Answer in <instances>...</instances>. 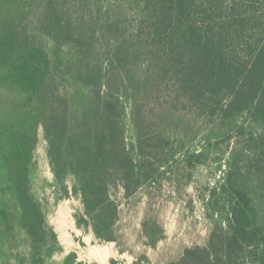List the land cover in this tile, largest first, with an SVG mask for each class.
Listing matches in <instances>:
<instances>
[{
	"label": "trees",
	"instance_id": "trees-1",
	"mask_svg": "<svg viewBox=\"0 0 264 264\" xmlns=\"http://www.w3.org/2000/svg\"><path fill=\"white\" fill-rule=\"evenodd\" d=\"M78 1L88 7L85 0H0V85L21 94L11 120L0 117L8 201L0 219L13 239L21 235V263L85 264L72 250L54 258L62 237L32 189L40 136L51 187L80 200L72 224L116 243L124 212L117 192L128 203L139 195L149 207L165 179L183 183L182 171L204 161L202 150L175 158L182 143L157 134L154 124L178 115L211 126L233 146L221 181L202 200V237L170 251V231L140 215L139 236L148 225L159 234L143 257L152 264H264V0H94L80 14ZM128 105L135 151L125 141Z\"/></svg>",
	"mask_w": 264,
	"mask_h": 264
},
{
	"label": "rangeland",
	"instance_id": "rangeland-1",
	"mask_svg": "<svg viewBox=\"0 0 264 264\" xmlns=\"http://www.w3.org/2000/svg\"><path fill=\"white\" fill-rule=\"evenodd\" d=\"M93 1H84L87 8L80 7L78 1L75 12L80 14L83 11L87 12L88 8L93 9ZM97 31L101 35L100 30ZM97 42V46L99 44L103 51V46L106 45L105 39L100 38ZM20 97L21 94L16 89L0 85V117L2 119L11 120L10 117L13 116L10 113L11 105L15 104ZM129 111L128 105L124 119L125 141L128 146H133L131 148L135 151L134 130ZM167 116L162 118V123L154 124V128L159 137L167 138L169 141L173 140L175 145L178 142L182 143L183 148L180 149V152L175 153V158L182 156V152L189 149L202 150L206 155L204 161L187 171H182L184 175H188L183 183L174 178L165 179L162 182V194L159 195L157 202L149 204V207H147V201L144 202L139 195H135L128 203L122 198L121 193L117 192V200L123 202L124 212L118 222V227L121 228L117 231L116 243L98 240L89 226L84 229L76 228L75 223L72 224L69 214L81 209L80 200L74 194L70 195L71 192L69 193L70 198H67L69 195L63 197L62 192H58V190L56 192L51 187L53 178L47 167L44 141L40 136L31 165L32 189L36 200L44 209L47 225L55 227L58 230L57 233L62 237L60 242L64 248L61 247L54 254L57 262L64 257L65 250H72L77 259L85 264L106 263L107 256L116 258L117 264H152L143 257L142 252H147L150 247L149 243H153L158 238V229L160 231L164 227L170 231L167 239L169 245L166 246L170 251L177 249L179 243L186 238H197L199 234L202 237L208 224L202 217L201 203L202 200L210 197L212 188L221 181L226 168V159L233 143L217 139L211 126L193 118L178 115ZM208 139H210L209 144L207 143ZM175 140L178 141L175 142ZM166 167L170 168V164H167ZM177 169L179 170L180 167ZM0 172H2L1 164ZM71 183L72 177L69 178L68 185L71 186ZM1 189L3 190L0 184V206L8 207L6 194ZM140 215H143L145 220L148 218V222L151 224L160 226L157 229L153 225H148L146 236L143 234L144 237H140ZM8 216L11 218L9 210ZM2 231L0 248L3 249L5 256L0 258V264H4V261L9 264H22L21 235H18L17 238L13 235V239L11 227H7V224L3 226L0 219V233ZM146 242H149L148 245ZM122 251L124 253L121 254ZM140 254L142 255L140 256Z\"/></svg>",
	"mask_w": 264,
	"mask_h": 264
}]
</instances>
